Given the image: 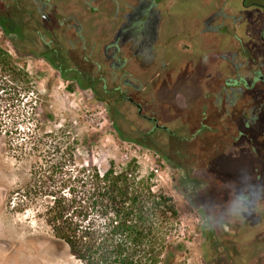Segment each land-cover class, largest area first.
Returning <instances> with one entry per match:
<instances>
[{
    "label": "flooded vegetation",
    "instance_id": "af4514ba",
    "mask_svg": "<svg viewBox=\"0 0 264 264\" xmlns=\"http://www.w3.org/2000/svg\"><path fill=\"white\" fill-rule=\"evenodd\" d=\"M0 27L181 175L207 255L264 264V0H0Z\"/></svg>",
    "mask_w": 264,
    "mask_h": 264
},
{
    "label": "rangeland",
    "instance_id": "374dc122",
    "mask_svg": "<svg viewBox=\"0 0 264 264\" xmlns=\"http://www.w3.org/2000/svg\"><path fill=\"white\" fill-rule=\"evenodd\" d=\"M3 53L10 58L4 60ZM0 54V264H27L35 248L42 251L43 264H83L47 223V201L25 199L33 168L50 171L51 158L61 153L74 157L65 170L96 166L104 172L112 162L122 168L136 158L141 175L153 174L155 189L172 198L178 213L172 219L177 250L170 264L230 263L227 248L209 249L208 255L202 248L201 221L186 202L181 175L162 158L121 140L105 105L68 86L49 61L26 55L1 27Z\"/></svg>",
    "mask_w": 264,
    "mask_h": 264
},
{
    "label": "trees",
    "instance_id": "16d2710c",
    "mask_svg": "<svg viewBox=\"0 0 264 264\" xmlns=\"http://www.w3.org/2000/svg\"><path fill=\"white\" fill-rule=\"evenodd\" d=\"M68 161L73 155L61 153L51 158L50 171L34 167L25 199L47 201L46 221L71 254L83 264H170L178 213L172 198L155 189L153 174L141 175L136 158L122 168L112 162L104 172L65 170Z\"/></svg>",
    "mask_w": 264,
    "mask_h": 264
},
{
    "label": "bare ground",
    "instance_id": "6f19581e",
    "mask_svg": "<svg viewBox=\"0 0 264 264\" xmlns=\"http://www.w3.org/2000/svg\"><path fill=\"white\" fill-rule=\"evenodd\" d=\"M41 252H42V251H41L40 249H38V248L31 249V255H32V256L27 257V259H26V263H27V261H28L27 264H31V263H33V262H39V264L42 263V262L38 259V256H39L40 259L43 260V256L40 254ZM37 253L40 254V255H38ZM44 259H46V257H45ZM45 262H46V261H45ZM42 264H43V263H42Z\"/></svg>",
    "mask_w": 264,
    "mask_h": 264
}]
</instances>
